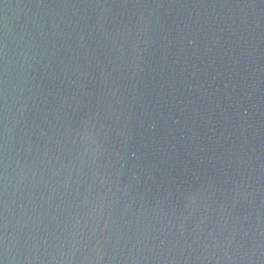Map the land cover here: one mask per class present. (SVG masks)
<instances>
[{"label": "water", "instance_id": "water-1", "mask_svg": "<svg viewBox=\"0 0 264 264\" xmlns=\"http://www.w3.org/2000/svg\"><path fill=\"white\" fill-rule=\"evenodd\" d=\"M0 264H264V0H0Z\"/></svg>", "mask_w": 264, "mask_h": 264}]
</instances>
